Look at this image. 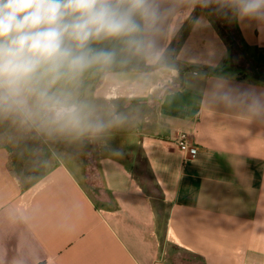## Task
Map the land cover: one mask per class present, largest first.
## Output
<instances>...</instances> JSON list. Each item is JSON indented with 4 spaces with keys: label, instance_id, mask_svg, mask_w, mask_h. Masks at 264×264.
<instances>
[{
    "label": "crops",
    "instance_id": "crops-1",
    "mask_svg": "<svg viewBox=\"0 0 264 264\" xmlns=\"http://www.w3.org/2000/svg\"><path fill=\"white\" fill-rule=\"evenodd\" d=\"M232 1L261 74L228 64L208 6L146 0L139 43L94 41L113 62L60 86L103 131L21 116L51 152L25 185L0 129V264H264V6Z\"/></svg>",
    "mask_w": 264,
    "mask_h": 264
},
{
    "label": "clouds",
    "instance_id": "clouds-1",
    "mask_svg": "<svg viewBox=\"0 0 264 264\" xmlns=\"http://www.w3.org/2000/svg\"><path fill=\"white\" fill-rule=\"evenodd\" d=\"M146 0H0V115L43 119L58 130L100 132L87 106L61 85L93 66L106 67L114 53L94 41L127 38L139 43L135 17ZM244 14L264 0H238Z\"/></svg>",
    "mask_w": 264,
    "mask_h": 264
},
{
    "label": "rangeland",
    "instance_id": "rangeland-1",
    "mask_svg": "<svg viewBox=\"0 0 264 264\" xmlns=\"http://www.w3.org/2000/svg\"><path fill=\"white\" fill-rule=\"evenodd\" d=\"M196 6L201 8L208 6L209 10L214 15L217 25L222 30V33L230 46L228 64H232L238 71L239 75L247 72L261 74L262 71L257 66L255 60L254 50L245 47L240 40H238L236 32L233 28V1L197 0ZM63 88H66V86ZM66 89L69 90L68 87ZM0 116V129L8 128L10 126L14 130L16 129L14 134L17 147L12 156V167L19 181L28 185L30 181L36 179V177L45 170V164H47L51 158L49 147H46L45 145L41 146L39 144V139L32 135L30 130L27 128V123L23 121L21 116L16 114H5ZM11 118L14 123L9 122ZM6 119L10 120L7 121ZM35 121L44 126L42 119H35Z\"/></svg>",
    "mask_w": 264,
    "mask_h": 264
},
{
    "label": "built area",
    "instance_id": "built-area-1",
    "mask_svg": "<svg viewBox=\"0 0 264 264\" xmlns=\"http://www.w3.org/2000/svg\"><path fill=\"white\" fill-rule=\"evenodd\" d=\"M176 143L178 144V147L182 150H188L192 148V146L190 145L188 136L186 134H179L177 136ZM194 158H195V155L193 152L189 153L187 156L188 160H193Z\"/></svg>",
    "mask_w": 264,
    "mask_h": 264
},
{
    "label": "trees",
    "instance_id": "trees-1",
    "mask_svg": "<svg viewBox=\"0 0 264 264\" xmlns=\"http://www.w3.org/2000/svg\"><path fill=\"white\" fill-rule=\"evenodd\" d=\"M233 28H234V30H235V32H236V35H237V38H238V40H240V42L242 43V41H241V39H240V36H239V31H238V28H237V24H236V20L234 19L233 20ZM234 36V35H233ZM243 44V43H242ZM245 47H247V48H250V47H248L247 45H245V44H243ZM254 55H255V52H254Z\"/></svg>",
    "mask_w": 264,
    "mask_h": 264
}]
</instances>
